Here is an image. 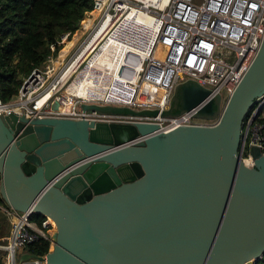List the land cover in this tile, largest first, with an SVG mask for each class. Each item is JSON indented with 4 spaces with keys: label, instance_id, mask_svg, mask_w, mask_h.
Segmentation results:
<instances>
[{
    "label": "water",
    "instance_id": "95a60500",
    "mask_svg": "<svg viewBox=\"0 0 264 264\" xmlns=\"http://www.w3.org/2000/svg\"><path fill=\"white\" fill-rule=\"evenodd\" d=\"M264 96V36L228 96L178 84L167 109L80 104L83 113L213 126L17 116L0 110V196L55 225L46 264H256L264 254V153L240 159L243 121ZM52 110H58L55 103Z\"/></svg>",
    "mask_w": 264,
    "mask_h": 264
},
{
    "label": "built area",
    "instance_id": "2783aa9c",
    "mask_svg": "<svg viewBox=\"0 0 264 264\" xmlns=\"http://www.w3.org/2000/svg\"><path fill=\"white\" fill-rule=\"evenodd\" d=\"M90 1L92 8L85 15L91 24L84 28L72 56L65 61L67 56L61 59L59 54L58 59L54 60L53 54L49 55L41 68L33 70L23 80L17 95L10 102L0 100V110L29 119L213 126L217 121L193 118L194 110L170 119H154L96 111L83 113L79 105L163 111L168 107L174 88L187 80L197 82L212 95L228 98L255 60L264 36V0ZM137 14L151 17L157 27L156 36L146 48L129 44L128 29L124 30L126 24L133 26L132 18ZM72 36L62 34L57 44L64 45ZM158 46L163 49L162 58L154 56ZM142 48L147 52L145 56L138 51ZM50 49L53 53L54 47ZM98 52L110 53L103 66L106 76L102 83H98L100 88L107 87L104 97L84 100L75 96L71 112H61L59 107L66 105L69 95L64 87L72 84L76 73L90 65L91 58ZM81 53L88 55L83 61L79 59ZM70 68L72 74L69 75L67 72ZM144 85L160 89L163 96L148 99L146 103L138 102L137 96ZM55 103L58 110L53 111ZM263 106L264 96L256 98L243 121L240 159L249 168L254 164L249 149L254 146L264 153V128L258 121ZM0 214L9 226L7 235L0 237V242H4L0 243L1 263L28 264L37 261L20 258L30 254L29 248L39 239L50 241L48 235L29 220L28 213L15 211L3 203L0 204ZM257 262L264 264V254Z\"/></svg>",
    "mask_w": 264,
    "mask_h": 264
},
{
    "label": "trees",
    "instance_id": "16d2710c",
    "mask_svg": "<svg viewBox=\"0 0 264 264\" xmlns=\"http://www.w3.org/2000/svg\"><path fill=\"white\" fill-rule=\"evenodd\" d=\"M91 8L90 0H0V100L3 103L10 102L23 80L43 66L47 57L53 54L51 46L54 52L60 50L59 36L74 34L80 21L83 23L85 19L82 31L91 24L87 17L83 19ZM81 30L71 40L77 43ZM19 75L23 76L22 81L18 79ZM258 121L264 128V106ZM3 203L0 196V204ZM29 220L45 230L42 226L46 221L44 216L31 214ZM46 224L51 225L48 220ZM48 249L49 241L39 239L29 252L44 256Z\"/></svg>",
    "mask_w": 264,
    "mask_h": 264
},
{
    "label": "bare ground",
    "instance_id": "6f19581e",
    "mask_svg": "<svg viewBox=\"0 0 264 264\" xmlns=\"http://www.w3.org/2000/svg\"><path fill=\"white\" fill-rule=\"evenodd\" d=\"M150 19H151V22H149L150 25L147 24V27H133V44L143 45L146 48L147 44H149L153 41L154 37L156 36L157 27L153 24L154 22H153L151 17H150ZM126 26H127V28L131 29V26L129 27L128 24H126ZM82 28H83V26H82ZM68 42L69 41L64 42L63 43L64 46L66 44H68ZM63 51H64V49H62L60 52L61 56H62ZM69 54H67L66 56H68ZM146 54H147V52H146ZM162 55H163V49L158 46L156 48L154 56L157 58H162ZM96 56H97V54H95L91 58L90 62ZM143 56H145V55H143ZM87 57H88V55L86 53H81L79 59H80V61H83ZM79 59H78V61H79ZM71 69L72 68H70V70L67 72V74H72ZM105 76H106V74H101L99 72H96L88 66H86L84 69L80 70L78 72V74L76 75V77L73 79L72 84L67 88V91L69 93L68 102L66 103V105L59 107V110L61 112H64V113L71 112L72 107L74 105L73 98L75 96H78L84 100H89L90 98H93V97L103 98L104 97V95H103L104 90L107 87H105V88L101 87L100 88L98 83L99 82L102 83L103 77H105ZM144 90H147L150 95H148V96L143 95V92H145ZM162 96H163V91H161L160 89H158L156 87L144 85L143 88L141 89V92L137 96V101L140 103H146L147 102L146 99L148 97H150V100H152V99H158ZM47 220L51 223L53 228H56L55 225L53 224V222L49 218ZM46 263H47V258H45L44 260H37L33 263H28V264H46ZM250 263H251V261L247 262L246 264H250Z\"/></svg>",
    "mask_w": 264,
    "mask_h": 264
},
{
    "label": "rangeland",
    "instance_id": "374dc122",
    "mask_svg": "<svg viewBox=\"0 0 264 264\" xmlns=\"http://www.w3.org/2000/svg\"><path fill=\"white\" fill-rule=\"evenodd\" d=\"M86 17V15H84V17L83 18H85ZM85 22H86V19L83 21V23L81 24V28H80V24L78 25V28H77V30L74 32V34H73V36L71 37V38H69V42L71 41V39H73L76 35H78L79 34V31L82 29V26L85 24ZM83 34V31L81 30V35ZM81 35H80V37H81ZM67 45V44H66ZM66 45L64 46V45H58V46H60V50H58L57 52H54L53 51V58H54V60H56V59H58V56H59V54H60V52H61V50L62 49H65V48H67L66 47ZM64 47V48H63ZM70 48V46H68V49ZM104 49H105V47H103ZM138 51L142 54V55H145L146 54V52H145V49H138ZM100 53H104V54H106V55H108V57L110 56L109 54L110 53H108V52H100ZM61 55V54H60ZM72 56V51L70 52V54L65 58V61L66 60H68L70 57ZM96 59V58H95ZM95 59L93 60V61H95ZM105 62H106V59H105ZM62 64H64V62L62 63ZM61 64V65H62ZM60 65V66H61ZM88 67H90V68H94V67H96V64H95V62H92V64L91 65H87ZM98 66V65H97ZM106 69V68H105ZM104 73V72H103ZM18 79L19 80H23L24 78H23V76H21V75H19L18 76ZM103 79H104V77H103ZM71 83H72V81H71ZM68 87H64V89H67ZM145 92H143V95H145V96H148V95H150L149 94V92L147 91V90H144ZM150 100V97H148L146 100ZM226 100H227V96L223 99V103H222V107L224 106V104H225V102H226ZM46 222H47V218H46V221L43 223V228L45 229L43 232H45V234H47L48 235V238H50L51 237V235L53 234V232H54V230H55V228H53L52 227V225H47L46 224ZM8 231H9V226H8V223L7 222H5V219H4V216L2 215V214H0V237L1 238H4L6 235H7V233H8ZM1 244H3L4 242H0ZM54 244L51 242V240L49 241V249H48V251H51V250H53V248H54V246H53ZM46 256V255H45ZM2 261H3V259H2ZM33 263V262H32Z\"/></svg>",
    "mask_w": 264,
    "mask_h": 264
},
{
    "label": "crops",
    "instance_id": "0c3cea01",
    "mask_svg": "<svg viewBox=\"0 0 264 264\" xmlns=\"http://www.w3.org/2000/svg\"><path fill=\"white\" fill-rule=\"evenodd\" d=\"M133 26H131V29L127 28V26L125 25L124 30H127L128 35L130 36L128 41L129 44H133V27H147V24L150 25L149 22H151V19L149 16L145 15V14H137L136 16H134L133 18ZM126 33V32H124ZM76 45V42L74 40H71L70 42H68L67 44V48L64 49L61 59H63L67 54H69L71 52V50L73 49V47ZM68 46H70V48L68 49ZM96 58V59H95ZM95 61H91L90 65L92 64V62H95L96 67L92 68L94 71L99 72L101 74H106V69L105 67H103L105 65V59L107 60L108 55L104 54V53H97V56L95 57ZM98 65V66H97ZM79 72V71H78ZM104 72V73H103ZM78 73H76L77 75ZM70 75V74H69ZM75 75V77H76ZM74 77V78H75ZM73 120V119H72ZM77 121V120H74ZM4 202V200H3ZM5 203V202H4ZM6 204V203H5Z\"/></svg>",
    "mask_w": 264,
    "mask_h": 264
}]
</instances>
